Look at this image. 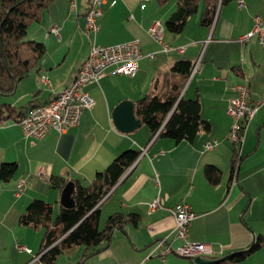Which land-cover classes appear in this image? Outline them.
<instances>
[{"label":"crops","instance_id":"1","mask_svg":"<svg viewBox=\"0 0 264 264\" xmlns=\"http://www.w3.org/2000/svg\"><path fill=\"white\" fill-rule=\"evenodd\" d=\"M105 1L98 30L91 39L102 45L139 39L142 56L135 62L137 70L133 75H106L89 84L86 89L96 104L65 132L51 130L36 139L25 136L14 116L0 123V163L17 161L19 165L13 179L0 182V260L8 256L6 235L14 232L5 223V214L14 212L19 218L34 198L51 202L53 214L56 204L59 210L64 206L60 201L63 188L50 186L52 176L62 175L75 184L89 185L96 172L105 169L122 151L145 148L100 203V226L115 211L139 214L137 225L127 223L124 229H115L111 241L102 244L103 248L85 258L83 264H197L194 258L176 253L164 258L150 255L154 241L165 235L170 234L173 244H179L171 234L176 221L169 208L181 200L195 212L189 238L212 244L214 254L208 257L221 261L219 264H264V245L241 262H222L226 255L246 249L264 236V101L246 125L239 150L243 159L233 178L235 146L229 132L234 118L228 113L238 84L249 85L252 101L264 96V50L254 38L240 40L253 28L255 16L264 23V0L221 4L212 27L201 24L199 11L188 18L180 33L165 28L162 42L152 36L150 27L156 21L165 26L177 0L164 6L157 0ZM88 5L89 0H52L40 20L30 25L27 38L44 42L46 53L13 92L0 93V105L21 106L29 100L42 103L72 82L89 54L90 39L84 31ZM54 25L59 35L50 31ZM181 46L183 51L179 50ZM182 59L198 64L182 95L193 98L198 94L201 115L211 122V129L180 142L158 135L151 138L143 122L134 131H119L113 123V108L124 99L136 106L143 95L160 94L167 87V79L181 78L172 67ZM42 75L49 77V85L42 82ZM208 164L221 169L219 183L211 184L206 178ZM22 178L26 185L17 194ZM155 200L159 205L150 209L149 204ZM25 231L20 237L28 240L26 247L31 254L32 248H39L41 232ZM75 247L77 250L70 252L72 247L59 255L56 264L65 258L67 264H78L83 248ZM74 254L76 257H72Z\"/></svg>","mask_w":264,"mask_h":264},{"label":"trees","instance_id":"2","mask_svg":"<svg viewBox=\"0 0 264 264\" xmlns=\"http://www.w3.org/2000/svg\"><path fill=\"white\" fill-rule=\"evenodd\" d=\"M157 1L164 6L170 0ZM228 1L230 0H177V7L166 20L165 28L180 33L188 18L199 11H201V24L212 27L220 5ZM51 2L52 0H0V93L13 92L17 83L37 66L46 53L45 43L27 38V32L33 22L40 20L42 12ZM194 65L188 59L176 61L172 72L182 75L179 80L167 79V87L160 94H145L136 100L135 112L149 129L151 138L158 135L180 142L194 139L201 130L211 129V122L201 115L198 94L193 98L182 95ZM38 94L39 91L35 92L34 97L36 98ZM36 104L38 103L29 100L21 106L0 105V123L13 116L19 123L28 110ZM233 143L235 153L231 178L237 175L239 164L243 159L239 152V143L235 141ZM141 151L136 148L126 149L105 169L97 171L91 184L84 185L77 182L72 194L75 204L71 207L62 206L55 218H53L51 202L41 198L30 201L19 217L20 224L45 228L35 255L39 257L30 264H56L59 255L72 247L84 245L85 251L78 262L83 264L85 258L103 248L102 244L111 241L115 229H124L127 223L137 225L139 214L115 211L107 217L101 228L100 203L135 164ZM18 168L17 161L0 163V182L13 179ZM204 174L211 184L221 181L222 171L215 165L208 164ZM49 180L50 186L59 188H63L68 182L67 177L62 175L52 176ZM263 245L264 236L258 237L248 248L234 252L222 262H241ZM220 262L217 260L214 264Z\"/></svg>","mask_w":264,"mask_h":264},{"label":"built area","instance_id":"3","mask_svg":"<svg viewBox=\"0 0 264 264\" xmlns=\"http://www.w3.org/2000/svg\"><path fill=\"white\" fill-rule=\"evenodd\" d=\"M105 0H89L88 17H86L85 34L90 39V49L87 58L81 63V74L74 77L72 82L61 91V96H56L55 102L42 104L36 107L31 116L22 118L19 122L25 136L39 139L51 130L62 133L69 127L76 126L85 110L91 109L95 104V98L87 91V86L91 83L99 82L106 75L129 74L133 75L136 70V60L142 54L139 39H131L112 45L97 44L91 39L92 33L98 30V20L103 15ZM242 4V1L240 2ZM72 6H74L72 4ZM51 32L59 35L58 26H52ZM152 36L162 42L164 31L160 26V21H156L150 27ZM254 38L264 50V23L259 16H255V23L251 30L240 37V40ZM168 49V46H164ZM184 50V46L179 48ZM195 64L191 75L197 70ZM44 84L49 85L50 80L46 75L41 76ZM236 95L230 99L228 113L234 118L229 136L232 141L243 143L245 129L248 121L255 114L258 105L264 101V96L258 101L250 99V88L247 83H241L235 87ZM210 142L207 147H211ZM143 151L145 148L142 149ZM42 172V171H41ZM26 182L24 178L17 184V194L24 191ZM159 205L157 200L149 204L150 209ZM174 215L176 224L171 232L173 237L179 239V244L174 245L173 239L169 235L158 238L152 245L150 255H157L164 258L167 254L176 253L181 256L196 258L197 256H210L214 254L211 243L204 241H194L189 238L190 226L195 212L192 206L181 200L169 208ZM19 249L30 251L26 246H18ZM39 256H35L36 260Z\"/></svg>","mask_w":264,"mask_h":264},{"label":"water","instance_id":"4","mask_svg":"<svg viewBox=\"0 0 264 264\" xmlns=\"http://www.w3.org/2000/svg\"><path fill=\"white\" fill-rule=\"evenodd\" d=\"M112 119L115 127L121 132L134 131L142 124V119L137 116L135 112V104L130 99H124L119 102L112 111ZM75 189V183L68 181L62 189L61 203L66 207H71L75 204L73 198V191ZM230 255H226L223 259H228ZM197 264H214L217 259L197 256L194 258Z\"/></svg>","mask_w":264,"mask_h":264},{"label":"rangeland","instance_id":"5","mask_svg":"<svg viewBox=\"0 0 264 264\" xmlns=\"http://www.w3.org/2000/svg\"><path fill=\"white\" fill-rule=\"evenodd\" d=\"M144 128H146V126H144ZM6 162H10V161H6ZM59 211H60L59 210V205L56 204V210L54 211L53 218H55L58 215ZM4 219H5V223L6 224H8V225H10V226L13 227L14 232L13 233H8V235H6V242L8 244V251H7L6 254L8 256L7 257H4V260L3 261L0 260V264H21V263H26L30 258L32 259L36 255V251H38V249L37 250H34V248H32L33 249V252H31V254H29L27 250L19 249V247H18L19 244L25 245L27 247L29 246L28 240L25 241V240H23L20 237V235H22V231L23 230H26L25 232H32V231H34V232H41V237H43V235H44L43 232L45 231V228L44 227H41V228H39L40 230L37 231V229L34 228V227L20 225L19 218H18L17 214L14 213V212H12L10 215H6L5 214ZM104 224L105 223H102L100 227L102 228L104 226ZM18 234H19V236H18ZM11 237L12 238L14 237L13 240H12L13 243L11 242ZM14 239H16V240H14ZM16 243H17V248L15 246ZM74 248H72L70 252H73V251L77 250L78 247H74ZM82 248L83 249L81 251L80 258L82 257V254L85 251V246L82 245ZM75 254L72 257H76ZM78 254H79V252H78ZM34 259L35 258H33L30 262H33ZM66 260H67L66 258L65 259H61V261H58L57 264H67V261ZM30 262L28 264H30Z\"/></svg>","mask_w":264,"mask_h":264},{"label":"bare ground","instance_id":"6","mask_svg":"<svg viewBox=\"0 0 264 264\" xmlns=\"http://www.w3.org/2000/svg\"><path fill=\"white\" fill-rule=\"evenodd\" d=\"M86 17H88V10L86 12ZM160 26L162 28V30L164 31L165 30V26L162 22H160ZM81 74V67H79L78 71H77V74L75 77H79V75ZM56 96H61V92H59L58 94H56L54 97H52L51 99L45 101V102H42V103H38L36 104L35 106H32L28 112L26 113V115L23 117V118H27V116H31L33 111H35L36 107L42 105V104H49L50 102H55L56 101ZM211 256V255H210Z\"/></svg>","mask_w":264,"mask_h":264}]
</instances>
